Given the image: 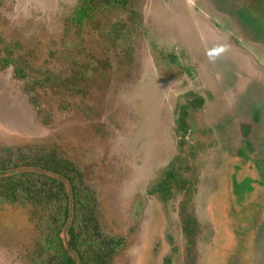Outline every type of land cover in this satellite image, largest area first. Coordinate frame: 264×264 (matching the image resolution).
Returning <instances> with one entry per match:
<instances>
[{
    "label": "rangeland",
    "instance_id": "374dc122",
    "mask_svg": "<svg viewBox=\"0 0 264 264\" xmlns=\"http://www.w3.org/2000/svg\"><path fill=\"white\" fill-rule=\"evenodd\" d=\"M77 2L0 0V57L20 45L28 71L0 70V143L78 165L103 230L125 239L112 264H264V0H136L140 18L86 22ZM193 94L204 102L180 151ZM170 163L192 188L164 201L149 189ZM183 208L198 221L189 239ZM38 236L29 210L0 208V264L30 263Z\"/></svg>",
    "mask_w": 264,
    "mask_h": 264
},
{
    "label": "trees",
    "instance_id": "16d2710c",
    "mask_svg": "<svg viewBox=\"0 0 264 264\" xmlns=\"http://www.w3.org/2000/svg\"><path fill=\"white\" fill-rule=\"evenodd\" d=\"M134 2L136 0H78L72 18L86 22L97 11L122 9L135 20L141 15L133 9ZM114 25L118 36L122 33L126 36L134 24ZM19 46L5 50V55L0 57V70L12 66L15 75L22 79L28 76L27 58L15 55ZM203 102V97L193 94L179 107L176 131L180 151L185 146L190 111L201 108ZM184 166L188 171L189 164L185 162ZM179 167L170 163L151 185L149 193L157 194L164 201L176 191L188 194L191 179ZM6 205L29 210L30 221L35 222L39 232L35 255L28 264H112L124 246V237L103 230L95 188L78 165L55 147L42 143H0V208ZM183 209V229L189 239L198 221Z\"/></svg>",
    "mask_w": 264,
    "mask_h": 264
},
{
    "label": "flooded vegetation",
    "instance_id": "af4514ba",
    "mask_svg": "<svg viewBox=\"0 0 264 264\" xmlns=\"http://www.w3.org/2000/svg\"><path fill=\"white\" fill-rule=\"evenodd\" d=\"M262 37H264V35H262ZM255 42L254 43H259V42H261V41H259V40H257V41H259V42H257L256 40H254ZM261 43H263V42H261ZM260 44V43H259ZM261 45V47L264 49V43L263 44H260ZM264 70V69H263ZM262 79V78H261Z\"/></svg>",
    "mask_w": 264,
    "mask_h": 264
}]
</instances>
